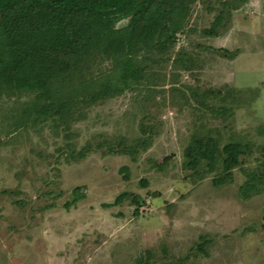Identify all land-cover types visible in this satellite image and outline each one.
Masks as SVG:
<instances>
[{
  "label": "rangeland",
  "instance_id": "1",
  "mask_svg": "<svg viewBox=\"0 0 264 264\" xmlns=\"http://www.w3.org/2000/svg\"><path fill=\"white\" fill-rule=\"evenodd\" d=\"M175 43L140 84L84 110L70 141L17 126L30 95L0 99V264H137L147 251L154 263L264 264V192L241 197L264 165V0H198ZM196 136L241 143L231 184L184 168ZM68 142L91 150L73 160Z\"/></svg>",
  "mask_w": 264,
  "mask_h": 264
},
{
  "label": "trees",
  "instance_id": "2",
  "mask_svg": "<svg viewBox=\"0 0 264 264\" xmlns=\"http://www.w3.org/2000/svg\"><path fill=\"white\" fill-rule=\"evenodd\" d=\"M197 1L6 0L0 3V99L30 95L17 112V126L49 124L70 141L84 110L140 84L146 65L153 66L155 56L163 57L175 48L176 36L186 28ZM123 21L127 24L118 27ZM222 21L221 11L204 34L216 36ZM181 57L179 53L174 64L179 65ZM99 59L110 61L112 67L96 73ZM182 69L189 68L182 65ZM65 148L73 160L86 158L91 150L85 146L77 152L69 142ZM240 154V142L221 147L211 136H196L184 151V168L214 174L211 183L220 188L231 184ZM263 192L261 165L247 175L241 197ZM125 196L120 195L115 204ZM134 205V215L139 216V198ZM150 255L149 251L141 255L137 264H183L181 260L154 263Z\"/></svg>",
  "mask_w": 264,
  "mask_h": 264
}]
</instances>
